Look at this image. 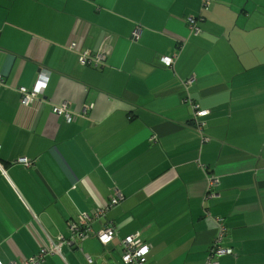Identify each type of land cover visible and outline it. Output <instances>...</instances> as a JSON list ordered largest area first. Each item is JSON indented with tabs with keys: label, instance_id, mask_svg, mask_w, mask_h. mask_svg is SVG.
Wrapping results in <instances>:
<instances>
[{
	"label": "crops",
	"instance_id": "obj_1",
	"mask_svg": "<svg viewBox=\"0 0 264 264\" xmlns=\"http://www.w3.org/2000/svg\"><path fill=\"white\" fill-rule=\"evenodd\" d=\"M204 2L0 0L2 264L68 238L118 191L110 246L84 239L44 264H103L132 235L148 264H207L218 219L239 256L217 264H264V0ZM83 50L104 64H82ZM42 73L43 94L23 106L19 88ZM63 104L72 122L53 112Z\"/></svg>",
	"mask_w": 264,
	"mask_h": 264
},
{
	"label": "built area",
	"instance_id": "obj_2",
	"mask_svg": "<svg viewBox=\"0 0 264 264\" xmlns=\"http://www.w3.org/2000/svg\"><path fill=\"white\" fill-rule=\"evenodd\" d=\"M211 1L212 0H205L204 7L208 8L211 4ZM198 20L199 19L195 17H190L186 21L190 30L195 35H200L201 33ZM140 30L141 29L136 28V30L134 31L135 41H137L141 34ZM76 47V43L71 46L72 50H74ZM106 57V52L103 53L102 51H100L97 53H93L90 50H83L80 54L79 60L84 65H93L96 63V67H99L100 65L104 64ZM163 63L166 67H171L174 61L172 57H164ZM45 80L46 76L44 73H42V75H40L36 84L32 88H19V93L21 95V104L23 106H30L32 103H34V101L38 98L39 95L43 94L45 88ZM195 109V115L198 118H203L209 115L208 110H198V107H195ZM53 112L57 116L65 118V120L68 122H72L73 120L72 115L67 111L66 104L53 106ZM208 141L209 138L204 136V142ZM18 162L26 167H29L32 164L31 160L27 158H21L18 160ZM209 182V190L211 191V189L215 187V182H213L211 179ZM209 196L214 197V191H211L209 193ZM122 200H124V196L122 192L118 191L113 197L110 198L106 208L98 207L91 212L80 213L78 215L77 221L71 222L69 225L70 237H61L57 240H51L50 245H48V247L42 248V250L37 256L32 257L29 260H24L20 264H43L45 257H47L48 255H60L62 253V248L64 245L75 246L77 242L92 237L97 239L104 247L110 246L115 240L117 232L114 228L113 223L107 221L106 224H103V219L106 211L114 206L119 205ZM217 221L219 224L218 232L220 236L218 239H216L214 246L210 250L211 259L209 258L207 264H217L215 260L224 256H239V254L235 253L232 249L224 248L223 246H221L227 234V229L222 219H218ZM96 225L101 226L99 229L96 230ZM120 246L121 262L123 264H146V262L148 261L147 256L150 252V246L140 240L137 236H127L126 238L121 240ZM144 249H147V251H144ZM89 263H92V260L90 258ZM0 264L2 263L0 262ZM12 264L18 263L14 262Z\"/></svg>",
	"mask_w": 264,
	"mask_h": 264
},
{
	"label": "rangeland",
	"instance_id": "obj_3",
	"mask_svg": "<svg viewBox=\"0 0 264 264\" xmlns=\"http://www.w3.org/2000/svg\"><path fill=\"white\" fill-rule=\"evenodd\" d=\"M95 228H97V229H99L100 228V226H98V225H96V227ZM66 232H67V234H68V237L70 236V232H69V229H68V227L66 228ZM98 241V240H97ZM99 242V241H98ZM114 253H116V254H114V256L113 255H111L112 257H111V259H112V262L114 263V264H117V261H118V263L120 264H123L122 262H121V253L119 254V256L117 255L118 254V252L117 251H115ZM59 256V255H58ZM120 259V260H119Z\"/></svg>",
	"mask_w": 264,
	"mask_h": 264
},
{
	"label": "water",
	"instance_id": "obj_4",
	"mask_svg": "<svg viewBox=\"0 0 264 264\" xmlns=\"http://www.w3.org/2000/svg\"><path fill=\"white\" fill-rule=\"evenodd\" d=\"M96 227V226H95ZM104 258V262H103V264H114L113 262H112V259L110 258V259H106L105 257H103ZM112 262V263H111ZM95 264H98L97 262H95ZM117 264H119L118 263V261H117Z\"/></svg>",
	"mask_w": 264,
	"mask_h": 264
},
{
	"label": "trees",
	"instance_id": "obj_5",
	"mask_svg": "<svg viewBox=\"0 0 264 264\" xmlns=\"http://www.w3.org/2000/svg\"><path fill=\"white\" fill-rule=\"evenodd\" d=\"M132 40H134V37H132ZM135 41V40H134ZM137 41H138V39H137ZM120 249H121V246H120ZM48 256H50V255H48ZM47 256V257H48ZM47 257H45V259L47 258ZM45 259H44V262H45ZM44 262H43V264H44ZM146 264H148V261L146 262Z\"/></svg>",
	"mask_w": 264,
	"mask_h": 264
},
{
	"label": "snow or ice",
	"instance_id": "obj_6",
	"mask_svg": "<svg viewBox=\"0 0 264 264\" xmlns=\"http://www.w3.org/2000/svg\"><path fill=\"white\" fill-rule=\"evenodd\" d=\"M144 251H147V249H144Z\"/></svg>",
	"mask_w": 264,
	"mask_h": 264
},
{
	"label": "clouds",
	"instance_id": "obj_7",
	"mask_svg": "<svg viewBox=\"0 0 264 264\" xmlns=\"http://www.w3.org/2000/svg\"><path fill=\"white\" fill-rule=\"evenodd\" d=\"M101 244V243H100ZM102 245V244H101Z\"/></svg>",
	"mask_w": 264,
	"mask_h": 264
}]
</instances>
